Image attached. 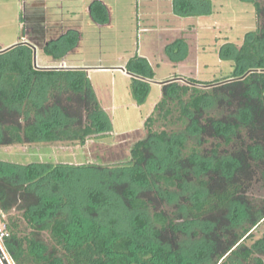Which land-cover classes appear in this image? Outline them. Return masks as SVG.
<instances>
[{
    "label": "trees",
    "instance_id": "1",
    "mask_svg": "<svg viewBox=\"0 0 264 264\" xmlns=\"http://www.w3.org/2000/svg\"><path fill=\"white\" fill-rule=\"evenodd\" d=\"M242 1L254 5L261 24L240 48L232 43L222 47L220 57L232 61L236 72L210 90L195 80L163 86V98L145 122L146 138L133 146L127 165L108 169L0 160V224L6 225L2 239L14 264H264V237L248 245L264 223V208L253 210L241 192L251 163L264 162V0ZM177 5L181 15L213 11L210 0H176ZM90 12L96 22L109 23L101 1ZM78 39L79 33L71 31L49 43L45 53L64 57ZM34 52L27 43L0 52V148L85 146L112 135L88 70L39 68ZM128 71L148 81L155 76L147 59L138 56L129 61ZM134 79L135 85L146 87V96L148 84L136 75ZM224 101L238 102L231 119L208 117L203 124L205 114ZM163 121L181 128L159 132L155 127ZM242 129L260 134L262 140L231 155L220 154V143L210 154L203 152L200 137L207 130L230 144ZM191 136L197 139L189 145ZM186 167L199 179L181 212L151 215L143 195L155 189L161 198L176 201L175 191L191 189ZM86 169L99 174V182L79 192L75 184L82 183L80 172ZM209 174L217 179L201 178ZM82 193L88 200L78 207ZM178 234L188 238L176 249L168 237L174 240Z\"/></svg>",
    "mask_w": 264,
    "mask_h": 264
},
{
    "label": "rangeland",
    "instance_id": "2",
    "mask_svg": "<svg viewBox=\"0 0 264 264\" xmlns=\"http://www.w3.org/2000/svg\"><path fill=\"white\" fill-rule=\"evenodd\" d=\"M95 1H101L108 8L109 23L93 19L90 8ZM210 2L211 14L181 15L177 11L176 0H0V52L27 43L35 49L34 63L39 68L87 69L97 99L113 126L112 135L91 139L85 146L41 143L0 148V160L21 165L94 164L108 169L127 165L133 146L146 138L145 122L163 98V86L171 83L186 85L191 80L209 86L205 90L214 87L211 85L219 86L236 72L232 61L220 57L222 47L232 43L240 48L247 35L260 27L261 21L252 3L242 0ZM196 7L202 9L201 5ZM71 31L78 32L79 39L66 56L52 57L45 53L49 43ZM137 56L149 62L155 72L152 80H143L142 76L128 71L129 61ZM134 75L140 77V82L148 84L146 96H143L146 87L134 84ZM237 107L236 101L232 104L221 102L205 114L202 123L205 124L208 117L229 120ZM168 124L167 121L159 122L155 129L161 132L181 128V125L171 128ZM212 133V130H207L200 137L206 154H210L217 143L221 144L220 154L231 155L245 150L253 140H262L260 134L251 135L247 129H242L230 144L225 139L215 138ZM189 139V145H192L197 137ZM186 169L185 180L191 184V189L188 193L175 191L179 195L176 201L170 203L168 199L161 198L155 189L143 195L150 205L151 215L154 211H163L171 216L181 212V206L196 190V179H199L192 167ZM263 172L264 162L251 163L249 174L242 179L241 192L253 210L264 208ZM80 173L82 183L75 184L79 192L83 186L99 182V174L92 175L91 170ZM213 177L209 174L201 178L213 180ZM83 196L76 204L78 207L80 201L86 203L88 200L85 194ZM21 223L26 229L23 219ZM5 229L6 225L0 224V230L5 232ZM2 236L0 231V249L8 264H14L6 253ZM43 236L45 242L50 243L48 234ZM263 237L264 223L254 232V238L248 245ZM168 238L172 240L168 243L177 249L188 237L178 234L174 240L172 236ZM0 264H4L1 258Z\"/></svg>",
    "mask_w": 264,
    "mask_h": 264
},
{
    "label": "water",
    "instance_id": "3",
    "mask_svg": "<svg viewBox=\"0 0 264 264\" xmlns=\"http://www.w3.org/2000/svg\"><path fill=\"white\" fill-rule=\"evenodd\" d=\"M35 65L37 66V64L35 63ZM0 258L2 259V261L4 262V264H8V261L5 257V255L3 254V252L0 249Z\"/></svg>",
    "mask_w": 264,
    "mask_h": 264
},
{
    "label": "built area",
    "instance_id": "4",
    "mask_svg": "<svg viewBox=\"0 0 264 264\" xmlns=\"http://www.w3.org/2000/svg\"><path fill=\"white\" fill-rule=\"evenodd\" d=\"M0 231H1L2 235L4 236V235H5V232H4V231H2V230H0ZM3 236H2V238H3Z\"/></svg>",
    "mask_w": 264,
    "mask_h": 264
},
{
    "label": "crops",
    "instance_id": "5",
    "mask_svg": "<svg viewBox=\"0 0 264 264\" xmlns=\"http://www.w3.org/2000/svg\"><path fill=\"white\" fill-rule=\"evenodd\" d=\"M77 69V68H76ZM79 69V68H78Z\"/></svg>",
    "mask_w": 264,
    "mask_h": 264
}]
</instances>
